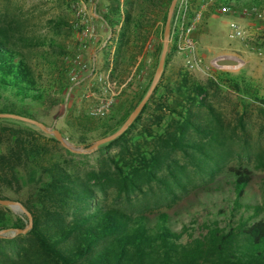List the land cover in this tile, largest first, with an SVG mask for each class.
Wrapping results in <instances>:
<instances>
[{"label": "trees", "instance_id": "16d2710c", "mask_svg": "<svg viewBox=\"0 0 264 264\" xmlns=\"http://www.w3.org/2000/svg\"><path fill=\"white\" fill-rule=\"evenodd\" d=\"M102 1L106 12L101 18L114 46L113 55L112 46L105 47L104 61L117 70L123 47L137 42L140 34L147 36L146 23L159 11L164 27L171 0ZM202 1L190 0L193 10ZM227 6L232 11L262 10L264 0H214L203 19ZM6 34L0 35V114L45 125L40 117L51 107L48 96L26 54ZM16 41L22 48L61 47L54 38L32 41L20 36ZM242 43L250 51H264V42ZM173 51L171 45L159 83L139 115L121 136L105 144L117 147L105 170L82 176L72 163L75 155L54 137L21 120L0 118V198L21 202L32 216L26 234L0 238V264H264V203L247 196L254 179L247 168L229 167L224 184L203 187V193L224 196L223 204L216 212L206 206L204 216L193 215L181 224L161 211L129 212L107 201L110 187L128 199L154 183L166 184L163 172L183 189L188 166L213 177L221 156L229 154L237 126L245 133V109L234 118L235 127L216 106L223 92L260 101L264 121V98L250 78L213 69L200 81L187 69L169 65ZM67 72L63 69L65 78ZM152 76L134 102L118 98L103 117L68 115L66 126L80 134L103 130L102 137L115 132L145 95ZM27 224L24 214L0 206V230Z\"/></svg>", "mask_w": 264, "mask_h": 264}, {"label": "rangeland", "instance_id": "374dc122", "mask_svg": "<svg viewBox=\"0 0 264 264\" xmlns=\"http://www.w3.org/2000/svg\"><path fill=\"white\" fill-rule=\"evenodd\" d=\"M205 2L206 0H203L201 4ZM78 9L83 10L82 20L93 29L94 39L82 38L81 29L77 27L80 22L76 16ZM263 9H256L257 13H249L245 17L238 12L227 13L223 8L215 10L210 17L203 20L195 33L198 35L197 44H195L196 53L201 59L199 67L188 68L191 58L178 54L176 50L171 55L169 65L187 69L200 81H205L213 69L235 75L244 74L259 90V98H264V51H250L244 46L242 39L230 36V23L233 22L244 32V40L264 42ZM103 11L105 13V3L102 0H0V35L8 33L6 35L10 36L18 49L26 54L33 76L45 90L51 105L47 108V113H41L40 121L47 127L59 130L63 137L76 147H87L101 138L104 133L103 130H97L80 134L65 124L68 115L79 112L89 115V112L96 107L97 98L108 96L110 93L103 92L105 84L98 78L99 75L104 76L108 70L104 61V52L105 47L109 46L105 42L110 38V33L106 25L94 16V12L101 14ZM159 12L161 13L153 15L146 23L149 34L147 36L140 34L136 39L137 42L131 40L132 42L126 44L121 50L117 70H111L112 91L116 93L120 90V93L114 97L113 104L118 98L134 102L151 74H154V66L158 63L156 48L162 47L164 28L160 20L162 11ZM55 30L58 34L54 33ZM20 36L32 41L54 38L61 47L46 45L22 48L16 41V38ZM153 38L156 40L155 49H147V45ZM171 45L173 46V42L170 39L169 47ZM223 51L231 53L224 56L236 58L240 63L232 67L218 66L214 62L217 57H214ZM160 52L161 49L158 59ZM77 55L82 59L81 65L74 62ZM142 55L153 56V64L147 74L145 57L140 58ZM83 64L86 65L85 68L82 67ZM93 64L96 76L90 74ZM63 69H75L81 79L80 84L72 92H68L69 84ZM215 104L224 114L226 123L235 127L237 121L234 118L241 116L245 109L243 120L245 133L243 134L241 127L237 126L239 130L231 142L229 154L221 156L217 169L212 171L213 177L209 174L199 175L191 166H188L186 172L189 175V181L183 178L182 189L172 183L163 172L161 176L166 180V184L154 183L150 188H144L141 193L131 195L128 199L122 198L115 188L110 187L107 191L108 203L129 212L161 211L169 214L172 219H180L181 224L187 222L193 215L204 216L206 206H211L216 212L223 204L224 196L203 193L202 188L206 186L208 189H215L217 184H224L223 181L228 178L229 167L247 168L253 172L254 179L247 196L254 202L264 203V121L259 109L261 103L242 99L233 91H225L217 101L215 100ZM116 152V146L102 145L90 154L72 153L75 155L72 163L84 176L94 171L107 169V158ZM176 155L180 162H184L181 154ZM12 212L17 215L23 214L20 211L12 210Z\"/></svg>", "mask_w": 264, "mask_h": 264}, {"label": "built area", "instance_id": "2783aa9c", "mask_svg": "<svg viewBox=\"0 0 264 264\" xmlns=\"http://www.w3.org/2000/svg\"><path fill=\"white\" fill-rule=\"evenodd\" d=\"M213 0H206L204 4H200L199 8L196 10H193L190 0H178L177 4L174 9L172 21H171V40L174 43L175 50L178 54L187 55L188 58H191V61H189L188 68H198L201 64V59L197 57L196 53V47H195V40H194V34L199 30L202 20H203V12L206 8V6L210 3H212ZM223 10L227 13H236L238 12L241 16L245 17L249 13H257L256 8L248 9L243 8L239 11H232L230 7H223ZM76 16L78 19H80L79 25L76 24L78 28L81 29V36L83 39H90L95 38V33L93 32V29L87 26L82 20L84 18V13L82 9H78L76 11ZM231 28V37H238L242 40H244V32L239 29V26L235 23H230ZM105 44H108L109 46H112L111 49V55L114 54V46L109 41V38L106 40ZM150 44L147 45V49L150 48ZM77 64H82V59L79 55L75 57L74 60ZM82 67H86L85 64H83ZM221 67V66H220ZM90 74L92 76H96V72L94 70V64L92 68L90 69ZM110 74L111 69L108 68L107 73L102 76L99 75V80H103V83L105 84V88L103 89V92L109 93L108 96L104 97H98L97 98V104L94 109H92L89 112V116L92 117H103L107 115L110 111L111 106L114 102V97H116L119 93L112 91V84L110 82ZM67 80H68V92H72L73 89L78 86L81 82V79L79 78L78 72L75 69L68 70L67 72Z\"/></svg>", "mask_w": 264, "mask_h": 264}, {"label": "water", "instance_id": "95a60500", "mask_svg": "<svg viewBox=\"0 0 264 264\" xmlns=\"http://www.w3.org/2000/svg\"><path fill=\"white\" fill-rule=\"evenodd\" d=\"M178 0H171L170 5L167 10V15H166V21L164 24L163 28V36H162V47H161V52L160 56L158 59L157 66L155 68L154 74L152 76L150 85L148 90L146 91L145 95L142 97V99L138 102L136 107L133 109V111L129 114V116L126 118V120L123 122V124L113 133L99 138L95 140L92 144H90L87 147H76L75 145L69 143L62 135V133L53 128V127H47L43 123L37 121V120H31V119H26V118H20L16 116H11V115H5V114H0V118H14L21 120L23 122H26L28 124H31L32 126L38 128L42 133L52 136L56 139V141L60 144V146L67 151L75 154H90L96 151L100 146L108 144L109 142L117 139L119 136H121L127 128L133 123L135 118L139 115L141 112L142 108L145 106L147 101L149 100L150 96L152 95L154 89L156 88L157 84L159 83V80L162 76L163 70H164V65H165V60H166V55L169 49V43H170V38H171V21L174 13L175 6L177 4ZM263 14H264V9H263ZM218 66L221 67H227V66H236L239 64V60L236 58L232 57H227V56H221L215 59L214 61ZM0 206L2 207H7L10 208L14 211H20L23 213L27 219H28V224L24 229H2L0 230V238H9V237H14L18 234H26L32 227V216L31 214L26 210V208L23 206V204L19 201L16 200H11V199H2L0 198Z\"/></svg>", "mask_w": 264, "mask_h": 264}, {"label": "crops", "instance_id": "0c3cea01", "mask_svg": "<svg viewBox=\"0 0 264 264\" xmlns=\"http://www.w3.org/2000/svg\"><path fill=\"white\" fill-rule=\"evenodd\" d=\"M106 12V11H105ZM104 14V11L101 13V14H97V13H95L94 12V16L98 19V20H100V22H103L102 21V18H101V16ZM204 20V19H203ZM203 20H202V22H203ZM197 38H198V35L197 34H194V40H195V44H197ZM156 39V38H155ZM156 40H154V38L152 39V44H151V46H150V48L152 49H155V45H156V43L154 44V42H155ZM224 55H231V53H227L226 51H223V52H220L218 55H216L214 58H218V56H224ZM186 56V55H185ZM143 57H145V56H141L140 58H143ZM139 58V59H140ZM153 62V56H146L145 57V59H144V63H145V66L147 67V70H146V74L148 73V70L151 68V65L153 64L152 63Z\"/></svg>", "mask_w": 264, "mask_h": 264}, {"label": "bare ground", "instance_id": "6f19581e", "mask_svg": "<svg viewBox=\"0 0 264 264\" xmlns=\"http://www.w3.org/2000/svg\"><path fill=\"white\" fill-rule=\"evenodd\" d=\"M238 65V64H237Z\"/></svg>", "mask_w": 264, "mask_h": 264}]
</instances>
